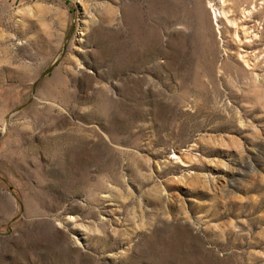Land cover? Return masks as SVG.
<instances>
[{
    "label": "rangeland",
    "instance_id": "1",
    "mask_svg": "<svg viewBox=\"0 0 264 264\" xmlns=\"http://www.w3.org/2000/svg\"><path fill=\"white\" fill-rule=\"evenodd\" d=\"M0 264H264V0H0Z\"/></svg>",
    "mask_w": 264,
    "mask_h": 264
},
{
    "label": "bare ground",
    "instance_id": "2",
    "mask_svg": "<svg viewBox=\"0 0 264 264\" xmlns=\"http://www.w3.org/2000/svg\"><path fill=\"white\" fill-rule=\"evenodd\" d=\"M212 11V19H213V21H214V24H215V26L217 27V31L219 32V30H218V27L220 26H218V23H217V21H218V19L221 17V16H223L225 13L223 12V10H218V9H216V8H213L212 7V9H211ZM220 35V34H219ZM237 36V35H236Z\"/></svg>",
    "mask_w": 264,
    "mask_h": 264
}]
</instances>
